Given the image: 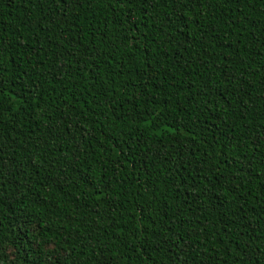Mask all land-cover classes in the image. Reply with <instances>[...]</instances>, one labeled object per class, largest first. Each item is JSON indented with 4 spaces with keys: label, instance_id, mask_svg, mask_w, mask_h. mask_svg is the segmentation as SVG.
I'll list each match as a JSON object with an SVG mask.
<instances>
[{
    "label": "trees",
    "instance_id": "obj_1",
    "mask_svg": "<svg viewBox=\"0 0 264 264\" xmlns=\"http://www.w3.org/2000/svg\"><path fill=\"white\" fill-rule=\"evenodd\" d=\"M0 264H264V0H0Z\"/></svg>",
    "mask_w": 264,
    "mask_h": 264
}]
</instances>
